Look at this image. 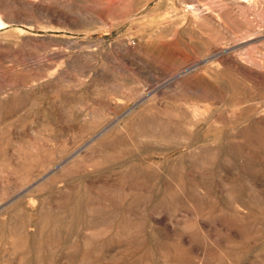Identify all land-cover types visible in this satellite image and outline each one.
I'll list each match as a JSON object with an SVG mask.
<instances>
[{
  "label": "rangeland",
  "instance_id": "374dc122",
  "mask_svg": "<svg viewBox=\"0 0 264 264\" xmlns=\"http://www.w3.org/2000/svg\"><path fill=\"white\" fill-rule=\"evenodd\" d=\"M0 264H264V0H0Z\"/></svg>",
  "mask_w": 264,
  "mask_h": 264
}]
</instances>
